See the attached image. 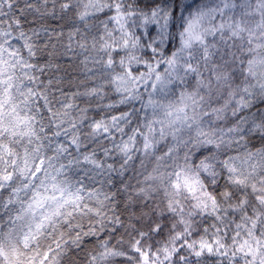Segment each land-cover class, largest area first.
<instances>
[{
	"label": "snow or ice",
	"instance_id": "1",
	"mask_svg": "<svg viewBox=\"0 0 264 264\" xmlns=\"http://www.w3.org/2000/svg\"><path fill=\"white\" fill-rule=\"evenodd\" d=\"M0 264H264V0H0Z\"/></svg>",
	"mask_w": 264,
	"mask_h": 264
}]
</instances>
